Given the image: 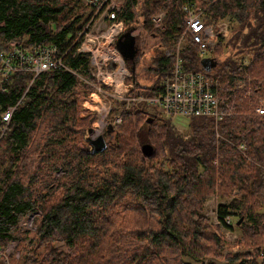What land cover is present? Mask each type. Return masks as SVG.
Segmentation results:
<instances>
[{
	"label": "trees",
	"instance_id": "1",
	"mask_svg": "<svg viewBox=\"0 0 264 264\" xmlns=\"http://www.w3.org/2000/svg\"><path fill=\"white\" fill-rule=\"evenodd\" d=\"M185 1H123L121 32L139 26L137 47L143 34L156 42L144 68L125 62L128 96L141 100L110 99L113 127L93 153L86 137L97 112L82 103L97 84L89 54L73 45L90 16L85 0H0V51L55 45L68 68L0 78V246L15 240L19 252L10 264H264V115L254 113L264 96V0H193L229 31L212 57L185 37L181 65L215 79L235 114L218 121L219 136L212 117L189 116L186 138L145 100L172 74ZM159 10L161 29L152 25ZM213 196L219 224L236 233L231 242L204 212ZM26 215L32 227L20 229Z\"/></svg>",
	"mask_w": 264,
	"mask_h": 264
},
{
	"label": "built area",
	"instance_id": "2",
	"mask_svg": "<svg viewBox=\"0 0 264 264\" xmlns=\"http://www.w3.org/2000/svg\"><path fill=\"white\" fill-rule=\"evenodd\" d=\"M123 1L85 0L89 7L90 16L73 43V45L76 44L77 52L89 54L91 74L97 84L96 89L82 103L85 109L97 112V119L93 123L94 131L98 128H106L108 125L107 116L111 107L110 99L124 100L125 105L141 100L140 97L128 96L132 84H128L126 79L130 77V71L125 64L126 60L115 45L123 24L121 20H116ZM181 10L183 12L182 32L178 42L170 51L175 55L172 74L166 79L160 94L145 98V100L150 104H156L162 114L171 119L172 122L177 117L186 119L195 115L212 117L216 134L219 136L216 124L225 116L234 115L235 105L216 95L218 84L215 79L206 77L200 71L183 69L178 52L181 41L188 37L196 45L198 55L205 57L218 39L228 34L229 24L226 20H213L205 9L193 0L185 1ZM164 13V10H159L152 15L153 28L161 29L164 27ZM57 67L68 70L55 45H42L33 47L31 50H23L17 42H10L7 51H0V78H6L9 74L20 70H30L34 77L42 71ZM102 86L107 87V90ZM235 86L244 89L246 94L249 93V89L242 80H237ZM101 95L104 97V101L100 100ZM97 106L99 107L97 108ZM254 113L264 115V96L259 98L258 104L254 107ZM112 121L118 124L120 117L115 116ZM185 127L186 123L177 126L183 134L186 130ZM184 137H188V134H184ZM213 213L215 216L214 224L220 226L219 230L222 235H226L227 240L230 235L234 239L236 233L230 231L223 224H219L216 207ZM32 221L33 215L24 216L19 221V228H31ZM224 222L231 224L232 217L227 215ZM16 244L15 240H11L5 246H0V264H10L12 255H19ZM238 249V246L230 248L232 251Z\"/></svg>",
	"mask_w": 264,
	"mask_h": 264
},
{
	"label": "water",
	"instance_id": "3",
	"mask_svg": "<svg viewBox=\"0 0 264 264\" xmlns=\"http://www.w3.org/2000/svg\"><path fill=\"white\" fill-rule=\"evenodd\" d=\"M115 45L125 60L136 58V55L138 52V48L136 46V36L135 34L131 32V30H126V31L121 32L115 41ZM134 66H135V63H133L131 66L132 71H134ZM150 117L153 118L152 116ZM112 127L113 126L111 124H108L105 129L106 133H108L109 130L112 129ZM94 130L95 129L92 126L90 130L88 131V134L86 137V141L91 146V151L93 153L102 151L103 149H105L107 145V140L104 137V135L102 133L93 135L92 133ZM152 150H153V147L149 143H144L141 145V151L144 155H150L152 153ZM240 221L241 219L235 221V224H239Z\"/></svg>",
	"mask_w": 264,
	"mask_h": 264
},
{
	"label": "rangeland",
	"instance_id": "4",
	"mask_svg": "<svg viewBox=\"0 0 264 264\" xmlns=\"http://www.w3.org/2000/svg\"><path fill=\"white\" fill-rule=\"evenodd\" d=\"M132 33H134L135 34V36H137V35H139V34H141V29H140V27L139 26H137V27H135L132 31H131ZM143 39H144V41H145V43H146V45H147V48H146V54H145V56L141 59V63L139 64V68L138 69H142V68H144L146 65H147V63L149 62V56H150V54H151V46L156 42V39H155V37L154 36H151L150 34H143ZM213 55L210 53V52H208V53H206V57H212ZM211 60V59H210ZM128 84H130L131 85V83L130 82H128V81H126ZM100 100L101 101H104V97L101 95L100 97ZM96 99H98V98H96ZM95 106V105H94ZM99 106H97V108H98ZM153 108L155 109V110H157V111H159L160 112V110H159V108L156 106H153ZM94 109V108H93ZM186 123V118H183V117H177L174 121H173V124L177 127L178 125H180V126H182V125H184ZM104 128V127H103ZM103 128H98L97 130H99L100 131V133H103ZM94 132L95 131H93V135H94ZM220 202V200H218L216 197H211V198H209L206 202H205V205H204V211H205V213L210 217V220L214 223L215 222V216H214V213H213V211H214V209H215V207H216V205H218V203ZM235 217H232V220L234 219ZM226 236V235H225ZM224 236V237H225ZM229 237V239H228V241L229 242H231L233 239H232V236L230 235V236H228ZM226 238H227V236H226ZM231 247H233L231 244L229 245V249L231 248ZM60 248H63V246L62 245H60ZM235 250V249H234Z\"/></svg>",
	"mask_w": 264,
	"mask_h": 264
},
{
	"label": "flooded vegetation",
	"instance_id": "5",
	"mask_svg": "<svg viewBox=\"0 0 264 264\" xmlns=\"http://www.w3.org/2000/svg\"><path fill=\"white\" fill-rule=\"evenodd\" d=\"M142 43L140 45V47H137L138 48V52H137V55H136V58L134 59H129V60H126V63L128 66H132L133 63H138L146 54V48H147V45L144 41V39L142 38ZM137 46V45H136ZM105 130V128L103 129V131ZM106 133V131H105ZM108 134V133H106Z\"/></svg>",
	"mask_w": 264,
	"mask_h": 264
},
{
	"label": "bare ground",
	"instance_id": "6",
	"mask_svg": "<svg viewBox=\"0 0 264 264\" xmlns=\"http://www.w3.org/2000/svg\"><path fill=\"white\" fill-rule=\"evenodd\" d=\"M99 132H100L99 130H96V131L94 132V135H97Z\"/></svg>",
	"mask_w": 264,
	"mask_h": 264
}]
</instances>
